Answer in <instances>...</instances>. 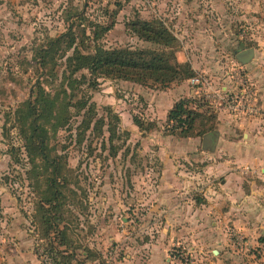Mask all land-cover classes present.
<instances>
[{"label": "rangeland", "instance_id": "rangeland-1", "mask_svg": "<svg viewBox=\"0 0 264 264\" xmlns=\"http://www.w3.org/2000/svg\"><path fill=\"white\" fill-rule=\"evenodd\" d=\"M153 19L178 38L177 59L189 62L194 76L166 88L154 81L143 88L169 91L185 84L190 94L176 102L189 98L187 109L195 113L187 127L191 137H183L181 130L172 134L168 116L164 121L146 118L148 104L135 90L141 85L106 76L92 87L87 70L72 74L74 56L91 54L97 45L162 49L128 28ZM42 48L48 52L42 55ZM243 49L254 52L246 63L237 58ZM71 77L81 82L75 96L67 87ZM194 77L198 85L189 82ZM239 79L259 103L264 0H0V186L16 202L25 227L22 236L15 235L8 230L9 214L0 210V264H46L50 238L64 264H70L69 256L75 258L71 264H264V232L243 233L229 226L216 230L219 215H198L200 223L192 229L189 200L163 201L159 195L163 142L201 139L210 127L228 138L223 120L235 115L221 96L225 88L235 89ZM84 102L86 109L94 108L89 129L83 123L89 114L79 111ZM109 110L121 116L118 122L114 115L107 120ZM221 114L226 118L220 119ZM102 116L106 119L99 125ZM36 118L47 138L44 150L26 138ZM134 119L143 122L144 130H129ZM235 122L231 128H238ZM112 126L117 128L112 131ZM227 157L223 150L217 159ZM199 159L182 157L178 166L202 171L210 159ZM50 176L57 179L60 194L48 205ZM196 194L192 204L202 208L206 199ZM176 202L179 207L173 209ZM41 207L57 220L56 230L48 234L40 224ZM20 238L22 255L16 250Z\"/></svg>", "mask_w": 264, "mask_h": 264}, {"label": "crops", "instance_id": "crops-1", "mask_svg": "<svg viewBox=\"0 0 264 264\" xmlns=\"http://www.w3.org/2000/svg\"><path fill=\"white\" fill-rule=\"evenodd\" d=\"M135 87V90L144 96L148 104L145 115L149 120L164 121L175 102L182 95L190 94L185 84L175 85L169 91L157 90L155 92H149L143 86L140 88L136 85ZM258 90L259 105L264 109V85H259ZM221 115L220 119L223 116L226 118V115ZM229 117L235 116L228 115L226 121L223 120V129L230 135L228 134L227 138L223 135V131L221 134L217 130V140L214 146L211 142H207L210 139L206 136L201 139L187 140L168 137L173 140H169V143L163 142L160 158L163 169L160 174L159 195L163 201L177 200L181 197L189 200L191 215L189 226L192 229H196L200 223L198 215L206 219L211 215H219L220 221L213 222L216 230L218 227L225 229L229 226L228 228L233 227L243 233L264 232V118L235 117L236 119L227 121ZM234 120L236 121L234 125L238 128L230 127L229 124H232ZM130 124L131 132L134 133L136 129H139L133 120ZM237 130L241 132L231 135L232 131ZM143 133L140 132L141 135ZM198 147H201L202 153H199ZM223 150L227 152L228 157L218 160L219 151ZM182 157L191 162L200 161L199 158L204 157L210 160H207L202 171L190 169L187 172L178 166V159ZM219 178H223L221 183H217ZM197 191H200L206 199L202 208L192 204L195 203L194 197H197ZM10 198V194L0 186V210L3 215L9 214L11 222L8 230L16 232L15 235L22 236L25 228H23L24 218L17 210L18 208L16 209L14 199L10 200ZM178 204V202L174 203L172 208H178ZM0 224L4 225L1 218ZM1 237L4 238V235ZM22 243V238H20L16 249L20 255H22Z\"/></svg>", "mask_w": 264, "mask_h": 264}, {"label": "trees", "instance_id": "trees-1", "mask_svg": "<svg viewBox=\"0 0 264 264\" xmlns=\"http://www.w3.org/2000/svg\"><path fill=\"white\" fill-rule=\"evenodd\" d=\"M128 28L131 29V31L138 37L146 41L153 42L162 47V49L157 50L153 48L133 47L106 49L103 46L97 45L91 54L86 55L78 52L74 56L75 64L73 65L72 74L81 70H87L92 79H94V81H91L90 83L92 87L98 86V78L106 76H117L121 80L134 82L143 87H148L149 82L154 81L155 84H160L162 88L168 87L172 81L178 80L179 82H182L194 76V70L191 64L189 62H179L177 59L176 53L177 48L179 47V40L163 21L159 19H153L151 21H136L131 25L129 24ZM110 29L111 27H106L105 31ZM61 37L62 36H59L56 41L60 42ZM48 49L49 48H42L40 51L41 54L47 53ZM41 64H44V57L41 60ZM70 79L71 80L67 83V87L70 89L71 96H75L74 92L79 88L81 82L77 79L72 80V77ZM63 92L67 94V88H63ZM43 95L44 94L41 93V96ZM188 99L189 98L180 99L169 111L167 121L173 124L172 134L175 133L174 130H181L183 137L193 136V133L190 132L191 127H187L193 123V115L195 116V113L194 111L187 109V104L189 103ZM45 101L47 102V100ZM52 102L56 103V99ZM86 107L87 102H84L79 111L85 110ZM85 112V114H89V120L86 121V118H84L83 123L87 125L86 129H89L92 121L94 120V108L89 107ZM110 113L111 111L109 110V118H107V120H110L112 115H114L118 122L120 118L119 115L116 113H111L110 115ZM104 119L106 118L102 116L97 119L98 121L96 123L102 125L104 123ZM65 121L67 122V119H65ZM135 124L140 130H144L145 127L143 122L136 120ZM116 128L117 126H112V131ZM216 131L217 130H215L214 127H210L203 133V136L212 135ZM26 138L28 140L35 139L40 145L39 148H41V150L45 149L47 138L42 132V128L37 118L33 120L32 129ZM211 141H213V139L210 138L208 142ZM42 155L44 160L49 163L50 158L48 155L44 152H42ZM51 162L53 163L54 160ZM56 182L57 179L52 176L47 178V185L50 187L49 190L51 195L48 199H52L51 201L49 200L48 202H45L48 205L59 197L60 192L57 188ZM39 213L41 215V227L46 226V229L48 230L47 234L50 232L49 229L51 228L56 230L57 220L51 217L49 209L41 207L39 209ZM53 239H49V248H46L48 250V254L51 255L54 264H64L61 256L59 255L60 250H58V248L54 245V242L52 241ZM68 258L70 264L75 259L73 256H69Z\"/></svg>", "mask_w": 264, "mask_h": 264}, {"label": "built area", "instance_id": "built-area-1", "mask_svg": "<svg viewBox=\"0 0 264 264\" xmlns=\"http://www.w3.org/2000/svg\"><path fill=\"white\" fill-rule=\"evenodd\" d=\"M189 82L193 85H198L199 78H191ZM221 99L226 110L235 116L264 118V109L261 108L255 94L243 79H239L235 89H225ZM44 257L46 264H54L52 257L47 256V254Z\"/></svg>", "mask_w": 264, "mask_h": 264}, {"label": "water", "instance_id": "water-1", "mask_svg": "<svg viewBox=\"0 0 264 264\" xmlns=\"http://www.w3.org/2000/svg\"><path fill=\"white\" fill-rule=\"evenodd\" d=\"M253 54H254L253 49H243L241 52L238 53L237 58L241 62L246 63L251 58V56ZM216 136H217V131L214 132L212 135H207L206 136L208 139H210V138H213L214 139V141H211L212 146L215 145V142L217 140V137Z\"/></svg>", "mask_w": 264, "mask_h": 264}]
</instances>
